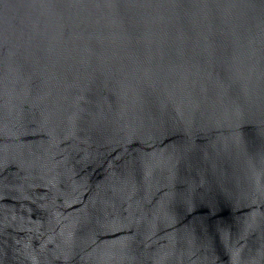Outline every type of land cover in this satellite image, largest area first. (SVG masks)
<instances>
[{
	"label": "water",
	"instance_id": "1",
	"mask_svg": "<svg viewBox=\"0 0 264 264\" xmlns=\"http://www.w3.org/2000/svg\"><path fill=\"white\" fill-rule=\"evenodd\" d=\"M0 264H264V0H0Z\"/></svg>",
	"mask_w": 264,
	"mask_h": 264
}]
</instances>
